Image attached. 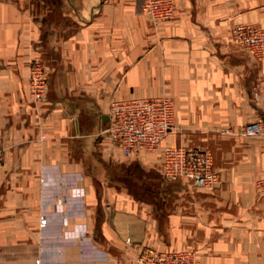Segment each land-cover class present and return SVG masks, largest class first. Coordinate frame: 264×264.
Instances as JSON below:
<instances>
[{"label": "crops", "instance_id": "obj_1", "mask_svg": "<svg viewBox=\"0 0 264 264\" xmlns=\"http://www.w3.org/2000/svg\"><path fill=\"white\" fill-rule=\"evenodd\" d=\"M142 2L0 0V264H141L145 247L264 264V146L218 131L264 121L258 66L231 38L264 27V0H173L156 26ZM31 59L48 84L34 102ZM152 96L173 100L176 129L124 155L109 102ZM179 144L210 149L211 189L164 177Z\"/></svg>", "mask_w": 264, "mask_h": 264}, {"label": "built area", "instance_id": "obj_2", "mask_svg": "<svg viewBox=\"0 0 264 264\" xmlns=\"http://www.w3.org/2000/svg\"><path fill=\"white\" fill-rule=\"evenodd\" d=\"M173 0H143L142 11L150 17L153 25L170 20L173 16ZM232 42L248 54L257 64L262 80L264 99V27L253 24H234L231 29ZM48 89L46 70L43 64L32 61L29 66V95L34 101L43 99ZM253 92V99H260ZM109 121L103 132L115 143L124 155L142 150L156 151L162 140L176 129L174 125V102L167 96L113 99L109 102ZM221 134L238 133L259 137L264 146V121L258 118L237 130L223 127ZM164 177L175 180L188 178L196 188L210 189L217 177L213 170L210 150L195 146L164 145ZM2 151L0 150V164ZM264 189V180L259 181ZM45 224L43 220L41 222ZM141 264H198L196 256L188 250L162 251L142 248L137 256Z\"/></svg>", "mask_w": 264, "mask_h": 264}, {"label": "rangeland", "instance_id": "obj_3", "mask_svg": "<svg viewBox=\"0 0 264 264\" xmlns=\"http://www.w3.org/2000/svg\"><path fill=\"white\" fill-rule=\"evenodd\" d=\"M253 25H255V24H253ZM32 61H37L36 59H31L30 61H28V63L26 64V70H27V93H28V97L30 98V100L31 101H33L34 102V100L30 97V95H29V66H30V63L32 62ZM37 62H39V61H37ZM41 63V62H40ZM41 64H43V63H41ZM44 65V64H43ZM44 67H45V70H46V66L44 65ZM240 127H242V126H240ZM239 127V128H240ZM223 127H221L220 129H222ZM219 129V130H220ZM238 129V128H237ZM237 129H235V130H237ZM218 130V131H219ZM219 133H220V131H219ZM236 133V132H235ZM221 134V133H220ZM238 134V133H237ZM222 135H224V134H222ZM192 146H194V145H192ZM196 147V146H195ZM197 148H199V147H197ZM200 149H208V148H200ZM208 150H210V149H208ZM211 152V151H210ZM211 154H212V152H211ZM212 158H213V154H212ZM213 161H214V159H213ZM260 180H264V178H260V179H258L257 180V185L259 186V181ZM259 188L261 189V190H264V189H262L260 186H259ZM211 189V188H210ZM42 225H44V224H42ZM189 251V250H188ZM190 252H192V251H190ZM194 253V252H193ZM195 254V253H194ZM195 256H196V254H195ZM197 260V259H196Z\"/></svg>", "mask_w": 264, "mask_h": 264}]
</instances>
